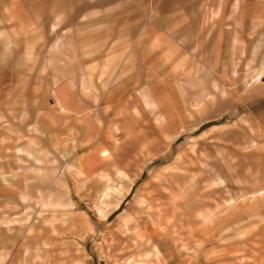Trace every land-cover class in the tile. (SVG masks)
<instances>
[{"label": "rangeland", "instance_id": "1", "mask_svg": "<svg viewBox=\"0 0 264 264\" xmlns=\"http://www.w3.org/2000/svg\"><path fill=\"white\" fill-rule=\"evenodd\" d=\"M259 3L249 1L246 26L231 20L247 36L233 32L229 60L209 50L194 64L193 49L191 64L143 81L106 41L96 48L95 27L78 20L94 10L73 2L68 35L81 46L35 65L33 81L0 82L38 91L39 111L9 120L49 121L64 139L71 128L51 156H0V264H264ZM51 103L54 115L43 111ZM9 167L27 190L2 187Z\"/></svg>", "mask_w": 264, "mask_h": 264}, {"label": "crops", "instance_id": "2", "mask_svg": "<svg viewBox=\"0 0 264 264\" xmlns=\"http://www.w3.org/2000/svg\"><path fill=\"white\" fill-rule=\"evenodd\" d=\"M75 1L85 2L86 8L94 10V14L84 19L79 15L78 20L84 21L81 24L85 29L95 27L96 48L102 51L106 41L107 48L118 51L117 56L126 57L129 65L139 67L137 79L148 81L155 80L152 74L191 64L193 49L199 58L194 64L203 65L200 58L205 54L208 57L209 50L213 62L216 58L229 60L235 48L233 32L247 36L246 27L234 31L232 21L246 26L249 1L259 0H0V22H5L3 18L13 21L0 25V82L5 76L17 83L33 81L31 71L35 65L52 63L57 49L81 46L68 35L73 28ZM258 11H255L258 15L252 14V20L262 22L264 13ZM58 33L64 35L57 39ZM51 79L55 77L52 75ZM16 82L9 91H0V156H40V150L43 154L47 151V156L55 154L57 143L71 140V128L64 139L49 121L9 120L14 114L39 111L33 99L38 95L37 89L17 88ZM43 94L50 96L48 90ZM50 105L52 108L46 106L43 111L56 114L55 104ZM3 175L2 187L12 192H24L19 187L25 186L27 190L30 184L20 168H6ZM12 175L14 178H10ZM5 199L1 205L5 209L12 207L14 202L9 205ZM108 205L112 208L114 204L109 200Z\"/></svg>", "mask_w": 264, "mask_h": 264}, {"label": "bare ground", "instance_id": "3", "mask_svg": "<svg viewBox=\"0 0 264 264\" xmlns=\"http://www.w3.org/2000/svg\"><path fill=\"white\" fill-rule=\"evenodd\" d=\"M262 73H263V70L257 72V74L255 75V78H256V79L259 78V77L261 76ZM103 198H104V197H102V199H103Z\"/></svg>", "mask_w": 264, "mask_h": 264}]
</instances>
